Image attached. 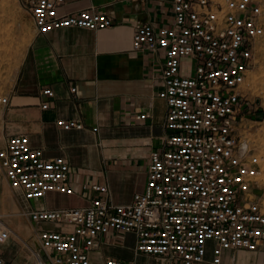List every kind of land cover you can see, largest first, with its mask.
Instances as JSON below:
<instances>
[{"label":"built area","instance_id":"1","mask_svg":"<svg viewBox=\"0 0 264 264\" xmlns=\"http://www.w3.org/2000/svg\"><path fill=\"white\" fill-rule=\"evenodd\" d=\"M148 0H106L104 8ZM38 35L62 29L100 32L115 21L97 8L76 13L66 0H30ZM170 15L154 23L136 22L131 49L163 53V89L168 107L164 146L153 150L145 191L132 203L115 205L94 199L85 208L34 210L21 214L36 225L56 230L22 241V264H91L90 254L110 232L134 234L135 256L157 264H223L226 252H258L264 244L263 159L248 138L250 101L244 86L257 64L256 47L264 38L260 0H173ZM77 91L71 89L72 94ZM42 95L54 98L52 89ZM10 99L0 96V106ZM48 103L42 105L47 110ZM147 114L137 117L145 120ZM64 131L83 130L82 122L57 121ZM0 169L14 192L27 202L51 193L73 196L70 165L63 157L47 159L30 138L15 134L0 149ZM107 194L105 186L83 187ZM16 236L0 214L1 248ZM105 264H136L108 259Z\"/></svg>","mask_w":264,"mask_h":264},{"label":"crops","instance_id":"2","mask_svg":"<svg viewBox=\"0 0 264 264\" xmlns=\"http://www.w3.org/2000/svg\"><path fill=\"white\" fill-rule=\"evenodd\" d=\"M172 1L148 0L104 8L106 0H66V11L97 8L112 17L115 25L100 32L77 28L45 36L35 32L13 84L0 95L10 99L4 116L6 138L27 135L31 145L42 149L47 159L65 158L75 194L68 197L51 193L44 200L27 202L14 192L18 200L10 205L8 213L0 209L6 220L22 228L7 220L16 235L1 248L7 261L22 264L27 259L28 252L19 239L33 244L36 234L57 229L52 224H33L21 214L85 208L98 198L127 205L145 191L150 155L164 146L170 133L165 127L168 107L158 97L163 89L165 61L161 52H134L131 46L136 22L156 24L161 17L170 15ZM161 3L168 6L165 14ZM73 87L77 89L75 94L71 92ZM44 89H52L54 98L44 97ZM44 103L49 104L47 110L42 109ZM144 114L148 115L145 120L137 119ZM59 120L82 122L85 128L64 131L57 125ZM85 185L105 186L108 193L84 190ZM7 188L2 183L0 198L6 195ZM136 242L134 234L110 232L91 252V264H105L108 259L157 264L135 256ZM212 260L209 251L204 264ZM223 264H264V244L255 253L226 252Z\"/></svg>","mask_w":264,"mask_h":264},{"label":"rangeland","instance_id":"3","mask_svg":"<svg viewBox=\"0 0 264 264\" xmlns=\"http://www.w3.org/2000/svg\"><path fill=\"white\" fill-rule=\"evenodd\" d=\"M30 0H0V95L10 88L16 76L22 60L25 58L28 48L35 37V27L29 14ZM224 2L225 0H215ZM264 4V0H260ZM161 12L165 14L168 6L160 4ZM168 13V12H167ZM257 64L244 86V95L250 101L248 109L250 139L256 153L263 159V175L261 187L264 193V38L256 47ZM7 108L0 106V149L5 144L6 123L4 116ZM7 185L5 196L0 198V209L8 213L10 205L17 202L13 196L14 191L7 183L3 171L0 169V186ZM264 204V196L262 199ZM10 224L22 229L17 222L7 219ZM6 220V221H7ZM29 244H32L30 241Z\"/></svg>","mask_w":264,"mask_h":264},{"label":"bare ground","instance_id":"4","mask_svg":"<svg viewBox=\"0 0 264 264\" xmlns=\"http://www.w3.org/2000/svg\"><path fill=\"white\" fill-rule=\"evenodd\" d=\"M6 220V219H5Z\"/></svg>","mask_w":264,"mask_h":264}]
</instances>
